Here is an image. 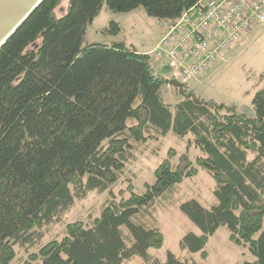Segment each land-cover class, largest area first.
Instances as JSON below:
<instances>
[{
  "label": "trees",
  "instance_id": "trees-1",
  "mask_svg": "<svg viewBox=\"0 0 264 264\" xmlns=\"http://www.w3.org/2000/svg\"><path fill=\"white\" fill-rule=\"evenodd\" d=\"M63 1L43 0L0 48V264H12L17 246L32 247L92 191L110 197L98 217L66 224L22 264H197L171 252L164 261L150 255L164 243L150 210L199 170L214 181L216 203L179 205L199 231L184 235L179 249L205 259L208 239L223 227L254 258L237 264H264V88L252 98V117L196 99L185 87L171 106L162 97L168 81L146 55L123 43L86 41L103 4L175 20L200 0H67L60 8ZM168 134L190 136L200 155L192 162L168 149L152 184L137 193L129 183L117 199L112 188L135 159L133 145Z\"/></svg>",
  "mask_w": 264,
  "mask_h": 264
},
{
  "label": "rangeland",
  "instance_id": "rangeland-1",
  "mask_svg": "<svg viewBox=\"0 0 264 264\" xmlns=\"http://www.w3.org/2000/svg\"><path fill=\"white\" fill-rule=\"evenodd\" d=\"M67 5L64 0L60 6ZM57 15L60 13L57 11ZM111 23L120 28L113 34ZM162 29L157 20L146 15L141 8L129 13H114L103 4L101 11L88 26L86 41L114 45L123 43L128 49L139 50L154 45L162 37ZM161 36V37H160ZM155 73L159 74L158 68ZM156 74V75H158ZM206 80L200 85L198 81ZM264 88V25L246 33L241 40L223 51L205 75L185 86L186 94L192 93L196 99L212 100L217 104L236 106L239 112L253 116L251 105L254 94ZM163 100L169 105L181 101L182 96L177 89L171 86L162 88ZM191 137L183 139L168 134L158 141L146 144H134L135 159L128 163L121 179L113 186V194L119 197V191L132 184L137 193L143 192L145 183L154 181L153 171L166 158L167 150L172 148L178 155L186 154L192 162L200 155L199 151L189 143ZM175 165L177 160L172 161ZM214 181L210 175L199 170L196 177L185 179L176 185L163 198L156 201L150 210L152 218L164 236V243L159 250H151L150 255L161 261L165 260L166 253L171 252L181 258H191L197 264H237L243 261L252 262L254 258L248 250L228 241V231L221 227L208 239L205 247L207 256L202 259L199 254L188 255L179 249V241L188 232L199 234L194 227L178 210L181 203L195 199L203 207L210 208L216 203L213 196ZM110 199L107 192H89L85 198L75 200L72 207L64 212L60 222L47 226L42 232V238L32 247H16V256L12 264H22L26 257L36 252L50 240L59 239L63 235L66 224L77 221L88 223L98 217L105 203ZM124 264H142L139 258Z\"/></svg>",
  "mask_w": 264,
  "mask_h": 264
},
{
  "label": "built area",
  "instance_id": "built-area-1",
  "mask_svg": "<svg viewBox=\"0 0 264 264\" xmlns=\"http://www.w3.org/2000/svg\"><path fill=\"white\" fill-rule=\"evenodd\" d=\"M163 34L148 66L182 86L198 80L219 55L264 25V0H200L175 20H157Z\"/></svg>",
  "mask_w": 264,
  "mask_h": 264
},
{
  "label": "water",
  "instance_id": "water-1",
  "mask_svg": "<svg viewBox=\"0 0 264 264\" xmlns=\"http://www.w3.org/2000/svg\"><path fill=\"white\" fill-rule=\"evenodd\" d=\"M42 2L43 0H0V48ZM36 47L37 43L32 44L26 49L25 53L34 51ZM169 86L183 94L181 84L170 81Z\"/></svg>",
  "mask_w": 264,
  "mask_h": 264
},
{
  "label": "crops",
  "instance_id": "crops-1",
  "mask_svg": "<svg viewBox=\"0 0 264 264\" xmlns=\"http://www.w3.org/2000/svg\"><path fill=\"white\" fill-rule=\"evenodd\" d=\"M162 34H163V29H162ZM161 34V35H162ZM161 37V36H160ZM159 41V40H158ZM157 44V42L154 44V45H152V46H150V47H143V48H140L139 50H136V49H134L137 53H139V54H145V53H147V52H149V51H151L152 49H153V47L155 46ZM206 80V78L205 79H202V81H198L197 82V84H201V83H203L204 81ZM166 87V86H165ZM173 106V105H172ZM238 108V107H237ZM239 110V109H238Z\"/></svg>",
  "mask_w": 264,
  "mask_h": 264
}]
</instances>
